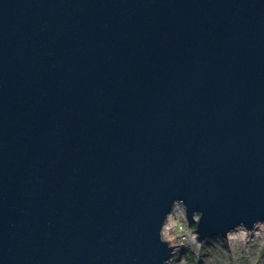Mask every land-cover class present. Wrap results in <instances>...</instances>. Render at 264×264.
Here are the masks:
<instances>
[{
    "label": "water",
    "instance_id": "water-1",
    "mask_svg": "<svg viewBox=\"0 0 264 264\" xmlns=\"http://www.w3.org/2000/svg\"><path fill=\"white\" fill-rule=\"evenodd\" d=\"M264 219V0H0V264H162Z\"/></svg>",
    "mask_w": 264,
    "mask_h": 264
},
{
    "label": "clouds",
    "instance_id": "clouds-1",
    "mask_svg": "<svg viewBox=\"0 0 264 264\" xmlns=\"http://www.w3.org/2000/svg\"><path fill=\"white\" fill-rule=\"evenodd\" d=\"M203 217L204 212L196 210L189 218L187 202L180 198L172 201L159 228L160 242L170 249L162 264H186L188 251L203 264H264L260 256L264 250V219L255 220L251 227L239 222L216 238L201 239ZM213 249L222 254H213Z\"/></svg>",
    "mask_w": 264,
    "mask_h": 264
},
{
    "label": "rangeland",
    "instance_id": "rangeland-1",
    "mask_svg": "<svg viewBox=\"0 0 264 264\" xmlns=\"http://www.w3.org/2000/svg\"><path fill=\"white\" fill-rule=\"evenodd\" d=\"M182 251L186 252L187 249H184ZM212 253L213 254H222V253H217L216 249H213ZM260 256H261V260L264 261V250H261ZM185 258H186V264H203L202 260H197V258L194 256V254L191 251H188L186 253ZM258 264H259V262H258Z\"/></svg>",
    "mask_w": 264,
    "mask_h": 264
},
{
    "label": "bare ground",
    "instance_id": "bare-ground-1",
    "mask_svg": "<svg viewBox=\"0 0 264 264\" xmlns=\"http://www.w3.org/2000/svg\"><path fill=\"white\" fill-rule=\"evenodd\" d=\"M201 239H203V237Z\"/></svg>",
    "mask_w": 264,
    "mask_h": 264
}]
</instances>
